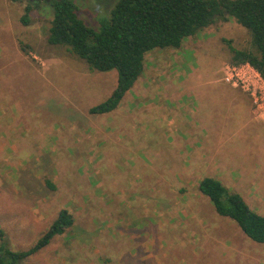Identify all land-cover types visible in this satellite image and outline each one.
I'll use <instances>...</instances> for the list:
<instances>
[{"label":"rangeland","instance_id":"obj_1","mask_svg":"<svg viewBox=\"0 0 264 264\" xmlns=\"http://www.w3.org/2000/svg\"><path fill=\"white\" fill-rule=\"evenodd\" d=\"M45 1L0 0V229L11 250L23 251L61 211L73 224L21 264H264V244L250 241L198 192L201 179L217 176L214 169L188 159L192 151L202 153L200 144L181 141L176 146L175 138L168 136L177 122L169 123L161 137L156 132L163 127L162 118L151 120L163 102L157 100V87L177 79L174 67L181 65L187 75L200 68L202 75L215 73L226 84L222 71L231 55L224 40L242 49L248 32L228 21L186 39L179 49L148 52L142 76L118 108L91 115L89 109L115 89L117 73L91 71L64 47L50 45L53 10ZM70 1L79 19L97 29L117 0ZM27 6L33 10L29 25L23 26ZM180 58L181 64L175 61ZM163 61L165 69L159 65ZM229 86L235 100L248 96L240 87ZM212 87L191 96L200 100L199 116L213 117L203 133L216 119L219 129H224L225 119L242 122L248 109L247 97L236 102L242 103L239 109L217 86L215 95L208 92ZM150 103L156 108L151 116L146 110ZM185 117L199 127L197 118ZM180 122L182 134L188 123ZM255 130L247 142L235 138L232 144L223 143L224 155L209 157L216 164L227 158L231 172L225 171L221 183L264 215V176L254 171L264 170V127ZM214 137L211 132L210 139ZM177 147L179 157L174 159L159 151Z\"/></svg>","mask_w":264,"mask_h":264},{"label":"trees","instance_id":"obj_2","mask_svg":"<svg viewBox=\"0 0 264 264\" xmlns=\"http://www.w3.org/2000/svg\"><path fill=\"white\" fill-rule=\"evenodd\" d=\"M47 4L53 10L47 32L50 45L64 47L91 71L117 73L115 89L106 101L89 109L91 115L109 114L118 108L142 76L145 54L155 49H179L186 39L228 21L244 28L249 38L242 49L224 40L231 55L229 65L248 64L264 81V0H117L97 29L79 19L70 0H50ZM32 10L31 6L25 8L20 20L23 26L29 25ZM27 50L24 46L23 51ZM47 185L54 189L49 182ZM197 189L219 216L233 221L250 241L264 244V215L252 210L240 194L211 177L200 180ZM72 224V217L61 211L37 241L23 251L11 250L0 229V264H21Z\"/></svg>","mask_w":264,"mask_h":264},{"label":"crops","instance_id":"obj_3","mask_svg":"<svg viewBox=\"0 0 264 264\" xmlns=\"http://www.w3.org/2000/svg\"><path fill=\"white\" fill-rule=\"evenodd\" d=\"M193 51V57L196 58L197 53ZM172 52V51H171ZM169 56V54H168ZM166 58V57H165ZM164 60V59H163ZM166 61V60H165ZM174 61V60H172ZM177 63L181 64V58L178 61L177 59L175 60ZM200 62V61H199ZM163 64L162 66L165 69V62L163 61V63L159 62V65ZM198 66H200L198 64ZM192 67L191 63H188V68ZM166 69L170 70V67H166ZM184 67H182L181 65L176 66L172 69V73L174 72V76H177V79L172 78V82L169 85H164V82L160 84V86H158V90L157 92H160V96L157 100H162V104L160 106V109L157 108V116L152 115L154 113V111L156 110V108H154L155 106L153 104H149V106H146V110L148 112H150V116H151V120L154 122L156 119H160L162 118V122L161 125H163V127L161 128V131L156 132V134L158 136L164 137L166 135V131L165 128L169 125V123H174L176 125L177 122V127L176 130L172 133H170L169 137H174V143L177 146L179 144V142L181 141H191V142H195L200 144L199 146V151L201 150L202 153L198 154V152H194L192 151L189 156L188 159L191 162L192 165H196L199 164V162L201 163V166L204 168L206 167H210L212 169H214L215 173H217V176H214L215 179H219L220 182H222L221 177L225 175V171L231 172L228 169L230 168L229 166V162L227 161V158H225V156H223L221 158V160H219L220 163L218 165V163L216 164L215 161H213L211 158H216L222 153H224L223 151V143L227 144H232L235 138L239 139V138H243V140H245L246 142L249 140L251 134H255L256 129H261V127H264V116H257L254 111H253V105H252V101L250 99L249 96L246 95H240L239 98L237 100H235L234 96H233V88H231L229 85H226L224 83H222L221 81H219L217 79V76L215 75H207L204 71H203V75H202V69L199 68L200 72H195L192 71L191 73H189L188 75L183 71ZM170 71L166 72L169 74ZM165 74V73H163ZM163 74L161 73V76H163ZM179 74H181L180 78L178 77ZM166 75V74H165ZM215 76V77H214ZM176 78V77H175ZM179 80V81H177ZM138 81V80H137ZM136 81V82H137ZM213 85L212 88H209L210 90L208 92H211L212 94L215 95V89L214 86L219 88V91L222 95H224L226 97L227 100H229L236 108H242L243 106L238 105L236 102L239 100V102L242 101V97H247L248 100V109L247 112L245 111V115L241 116L244 120L242 122H233L234 120L230 119H225L224 121V129H219L218 128V124H220V120H215L213 122H210V126L207 127L206 129L208 130L206 133H203L204 130H201L202 128H204L206 126V121L208 120H212L213 117L212 115H208L206 117H202L199 116V110H200V100L198 99H193L191 98V96L193 95V92L195 91H202L203 89L209 87ZM220 85H223L224 88H222ZM135 86V84L133 85ZM133 88V87H132ZM164 102H169V104H165ZM155 109L152 113L151 111ZM248 113V114H247ZM185 114H189V116H192L194 118L198 119V123H199V127L196 128L195 126H193L191 123L187 122ZM184 120L186 121V124L188 123V126L186 125V128L183 129V133L181 134L179 129L183 128L182 123L180 122V120ZM181 125V127H179L178 125ZM211 132L216 136H220L219 139H210V134ZM154 133L155 131L152 130L148 135V137H150V139L154 138ZM176 134V135H174ZM181 136L186 137V139H181ZM178 139V140H176ZM209 142V143H208ZM213 142H216L218 144H216V147L214 146ZM208 145L212 146L208 147ZM215 147V149H214ZM179 150V148L177 147V149L174 150H164L160 149L159 151L162 152V157H165L167 159L169 158H177L179 156H176V152ZM166 152V155L164 154ZM224 155V154H221ZM211 158H210V157ZM208 157V158H207ZM229 158V157H228ZM208 159V161H207ZM256 168V167H255ZM253 170V169H251ZM250 170V171H251ZM256 173H258V175H263L264 176V170L262 169H256L254 170ZM253 172V171H252ZM253 172V173H255ZM251 175V172H249ZM252 173V174H253ZM237 174L241 175V173L237 172ZM212 178V177H211ZM202 180V179H201ZM249 182V180H248ZM224 185V183H222ZM261 184L258 185V191H263V187ZM242 197V196H241ZM243 198V197H242ZM247 204V203H246ZM253 210V209H252Z\"/></svg>","mask_w":264,"mask_h":264},{"label":"built area","instance_id":"obj_4","mask_svg":"<svg viewBox=\"0 0 264 264\" xmlns=\"http://www.w3.org/2000/svg\"><path fill=\"white\" fill-rule=\"evenodd\" d=\"M223 82L231 86H238L246 93L253 105L257 116H264V81L248 64L223 68Z\"/></svg>","mask_w":264,"mask_h":264},{"label":"flooded vegetation","instance_id":"obj_5","mask_svg":"<svg viewBox=\"0 0 264 264\" xmlns=\"http://www.w3.org/2000/svg\"><path fill=\"white\" fill-rule=\"evenodd\" d=\"M29 2H32L33 4L35 3V0H28ZM47 2H49L50 0H46Z\"/></svg>","mask_w":264,"mask_h":264}]
</instances>
